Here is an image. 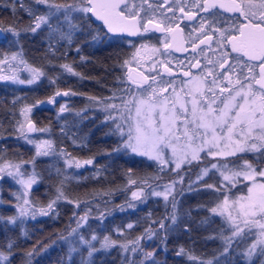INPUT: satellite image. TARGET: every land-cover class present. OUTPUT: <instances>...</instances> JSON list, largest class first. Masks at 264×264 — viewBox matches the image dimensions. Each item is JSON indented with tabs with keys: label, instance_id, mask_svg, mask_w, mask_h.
<instances>
[{
	"label": "trees",
	"instance_id": "1",
	"mask_svg": "<svg viewBox=\"0 0 264 264\" xmlns=\"http://www.w3.org/2000/svg\"><path fill=\"white\" fill-rule=\"evenodd\" d=\"M50 4L69 5V0H49V4L0 0V26L5 32L0 38V58L16 53L20 61L17 73L22 67L23 76L25 67L42 73L26 85L9 79L0 81V162H9L10 168L36 178L27 194L12 174L0 179V217L4 218L0 219V251L10 253L9 259L0 264H24L26 250L44 245L47 249L34 256L32 264H264L259 246L251 258L247 256L252 233L232 236L225 217L210 211L225 194L214 169L197 178L200 165L211 158L203 154L202 159L174 171L171 164L161 165L124 147L104 110L105 103H121L119 99L104 98L113 97L114 92L124 96L117 90L129 88L121 67L125 55L114 40L91 39L88 53L82 50L85 40L72 37L69 43L61 39V33L68 34L63 9L49 18V24L59 31L48 24H41L34 33L23 31L32 23L25 9L38 16L47 15ZM12 5L16 6L15 12ZM10 26L20 30V35L7 31ZM73 47L75 52L70 53ZM65 64L71 71L62 67ZM64 92L69 95L64 96ZM51 97L55 102H49ZM62 106L66 109L63 112ZM26 107H30L29 118L35 125L33 133L20 124ZM111 114L119 118L118 113ZM34 133L44 134L49 143L45 151H36L27 141V135ZM89 159L91 164L84 163ZM69 160L73 161L71 166ZM240 160L236 156L229 163L237 168ZM77 161L80 167H76ZM173 181L174 190L167 200L151 195ZM58 188L62 196L56 200ZM134 189L141 190L140 198L132 196ZM235 191L237 185L228 190ZM24 197L28 203L22 205ZM173 197L177 202L175 223L171 220ZM52 200H56L53 209L48 215H40L39 210ZM21 207L27 214L15 224L10 223L7 218L18 216ZM33 211L38 213L35 219ZM161 221L164 229L159 227ZM72 229L76 232L69 235ZM149 229L154 233L151 239L146 231ZM104 237L116 243L101 248ZM225 237H231L227 253ZM85 241L99 250L89 256L91 248ZM9 242H14L12 249L7 248ZM181 249L184 253L178 255ZM149 252L154 255L145 258Z\"/></svg>",
	"mask_w": 264,
	"mask_h": 264
},
{
	"label": "snow or ice",
	"instance_id": "2",
	"mask_svg": "<svg viewBox=\"0 0 264 264\" xmlns=\"http://www.w3.org/2000/svg\"><path fill=\"white\" fill-rule=\"evenodd\" d=\"M83 2L87 4L86 7L50 4L48 14L39 16L35 15L31 9H25L32 16V23L27 28H24L23 31L34 33L40 28L41 24H48L53 31H59V29L53 28L49 24V18L63 9L66 13L65 18H67V13L72 11L93 13L107 25L108 31L112 33L127 32L129 35L134 36L141 32L142 26L139 13L137 12L130 16H125L124 14L129 10L127 0H83ZM35 3L49 4V0H35ZM121 5H124L123 9H121ZM159 6H163V2ZM20 7L24 8V5L21 4ZM149 7H152V5L150 4ZM197 7L203 12H208L210 8H222L228 12H238L243 16L246 23H239L236 26L235 31L238 34L229 32L226 37L224 31L215 28L214 24L210 23L206 26L204 23H200V32L203 33V38L199 39L198 44L195 42L192 44V49L195 51L199 44L212 40L210 32L220 31L221 37H225L224 42L231 45L232 52L242 53L249 61L259 62L258 64L250 65L242 61L239 56L235 58L239 63L244 64V68L247 69V74L243 76V79L240 78L239 73H237L235 80L232 79L234 68L232 65L225 67L228 56V53L225 52L221 53L224 58L219 62L221 72H214V69L207 68L201 69V74L196 76H193L190 71L183 73L185 77H190L189 80L182 82L188 87V91H185L183 86L177 91L176 87H174V81H165L163 82L164 86L154 87L153 85L157 83L155 76L149 77L140 74L139 77H134L126 74L127 81H130L135 88L118 89L117 91H122L125 95L117 96L114 92L113 97L104 98L106 100L115 98L121 102L120 106L115 103H105L104 110L109 113L106 120L114 122L115 131L121 135L124 147L130 148L132 152L141 156L156 160L161 165L171 164L174 171L180 169L185 163L191 164L192 161L200 159L199 154L204 152L206 147L208 151L205 152V156L223 155L224 152L221 149L222 141L225 148H229L233 144L236 145L234 150L227 153L228 155H235L236 151H250L259 152L260 157L258 159L264 158V0H259L258 4L255 3V0H240V2L229 0V3H217V0H202V3L198 4ZM12 8L15 12L16 6L12 5ZM257 8L259 9L258 12L253 10ZM168 11H173V9L168 8ZM180 11L184 12V9L181 8ZM184 15L188 19H193L195 14L184 12ZM212 15L215 16L217 13ZM149 24H153V21L146 19L142 28L144 32L149 30L147 27ZM72 27L77 28L78 25H72ZM206 27L208 31H206ZM155 28L158 31L171 33L173 42L183 32L179 24L164 27L161 23H156ZM7 31L12 32L15 36L20 35V30L11 26ZM60 38L67 39L69 43L72 41L70 33H61ZM93 39L95 40L97 37L94 36ZM171 47V43L164 45L165 49H170ZM154 50L159 51V49ZM176 51H187V49L183 48L182 41L176 47ZM16 55V53H13L12 58L15 59ZM209 63L211 64L212 61H209ZM125 64H127V61H125ZM62 67L71 71L67 64L62 65ZM162 67L169 75L175 74L173 69L168 67L167 64H162ZM193 67H199V62L197 61L193 64ZM256 68L259 69L258 72H255ZM33 71L36 76L42 74L37 70ZM209 77H211V80L208 79ZM245 81L247 82L245 83ZM28 82L31 83L32 81L29 80ZM222 84L223 86H221ZM169 88H171V93L165 95V93L169 92ZM225 93L227 95H224ZM56 95H61V93L57 92ZM63 95L67 96L69 93L64 92ZM185 97H189V99H185ZM90 99L97 100L98 98L91 97ZM49 102H55V98H49ZM65 110L63 106L60 108L61 112ZM25 111L28 110L26 109ZM112 112L118 113L119 118L117 119L116 116H113ZM35 130L34 126L29 123L28 131ZM45 130L40 129V131ZM32 142L29 141V143ZM119 150V148L116 149V151ZM44 155H47V153H44ZM67 163L71 166L73 161L69 160ZM84 163L91 164L92 160L89 159ZM245 164H247L248 171L234 173V175H243L245 179L252 180L253 183L248 187L247 195L236 202V216H233L232 211L227 210V199L223 201V205H217L210 211L216 213L219 210V214L222 216L226 212V218L233 227L232 236H239L245 232V229L253 235H258L259 238L252 243L247 251V256L251 258L258 246L260 254L264 255V183L255 181L257 175L264 177V167L257 171L251 163L245 161ZM80 166L77 161L76 167ZM212 167L215 168L216 165L213 164ZM206 173L207 169L204 170V174ZM230 178L227 175L224 176L225 180ZM19 182L30 188L36 180L33 176ZM132 183H135V181H132ZM175 183L173 181V184ZM207 187H212V185H207ZM57 191L60 193L59 188ZM170 192L171 188L166 186L164 192L153 191L151 195L163 196L167 200ZM61 196L62 193L56 197V200H59ZM132 196L140 198V193L133 192ZM56 200L50 201L46 208H41L39 214L48 215L49 210L53 209ZM24 203L27 204L28 201H24ZM176 204V199L173 197L172 208L174 211L171 216L173 223L176 222ZM17 207L20 206L18 205ZM26 214L25 209L21 207L18 216H11L7 219L10 223L15 224L21 216ZM37 214V212L33 211L31 214L32 218L35 219ZM0 219L4 218L0 217ZM80 219L84 218L81 217ZM238 220L239 222H237ZM77 224L79 226V221H77ZM128 227L131 228L132 225L129 224ZM159 227L161 229L165 228L163 221L160 222ZM253 229H258V233L253 232ZM146 231L148 232V238L151 239L154 233L151 229ZM75 232L76 229H72L69 235ZM24 235L27 236V233L25 232ZM141 238L138 237L137 240ZM61 239H67V237H61ZM92 239L95 240L96 236H93ZM224 239L226 244L224 253H227L231 237H225ZM81 240H83V237H81ZM85 243H89L91 248L89 256L99 250L92 247L90 242L85 241ZM115 243L109 237H104L101 248H108ZM13 246L14 242L7 244L8 249H12ZM47 247L48 245H44L37 249L34 246L32 249L26 250L24 253V264H32L34 256L45 251ZM124 247L126 249V246ZM75 250V248L71 249V251ZM131 251L135 252L136 248H132ZM182 253H184V249H181L177 254L180 255ZM9 255L0 251V261L8 260ZM153 255L154 253L152 252L145 253V258ZM208 264H211V261Z\"/></svg>",
	"mask_w": 264,
	"mask_h": 264
},
{
	"label": "flooded vegetation",
	"instance_id": "3",
	"mask_svg": "<svg viewBox=\"0 0 264 264\" xmlns=\"http://www.w3.org/2000/svg\"><path fill=\"white\" fill-rule=\"evenodd\" d=\"M162 2L163 6H159ZM221 2L229 3V0H217V3ZM237 2H240V0H237ZM200 3H202V0H127L129 10L124 13L125 16H130L138 12L142 28L146 19L153 21V24L147 25L149 29L147 32H144L141 28V32L134 36L129 35L127 32H109L107 25L93 13H84L81 11L67 13L66 28L68 34L70 33L73 38L85 40V45L82 47L84 52L89 53L91 51V39L94 36L100 42L106 39L114 40L125 55L122 64L126 77L125 81L133 89L135 86L131 85L130 81H127L126 74L133 76L136 73V77H139L140 74L149 77L155 76L157 83L153 85L154 87L164 86L163 82L165 81H174V87H176L177 91L182 86L185 87V91H188V87L182 82L189 80L190 77H185L183 73L190 71L193 76H196L201 74V69L207 68L214 69V72H221L219 62L224 58L221 53L225 52L228 53L225 67L232 65L234 68L232 79H236L237 73L243 79V76L247 74V69L244 68V64L239 63L235 58L239 56L242 61L250 65L258 64L259 62L249 61L242 53L232 52L231 45L226 44L224 40L229 32L238 34L235 31L236 26L239 23H246V21H244L240 13L228 12L222 8H210L208 12H203L197 7ZM255 3L258 4L259 0H255ZM150 4L152 7H149ZM69 5L76 7L87 6L83 0H69ZM123 7L124 5H121V9ZM168 8H172L173 11H168ZM181 8L184 9V12L195 14L194 18L188 19L184 15V12L180 11ZM253 10L259 11L258 8ZM213 13H217V15L213 16ZM156 23H161L164 27L179 24L183 32L173 42L171 40V33L156 30ZM200 23H204L206 26L210 23L214 24L215 28L224 31L225 37H221L220 31H212L210 32L212 40L206 41L204 44H199V47L193 51V42L198 44L199 39L203 38V33L200 32ZM72 25H78V27L73 28ZM206 31H208L207 27ZM181 41L183 42V48L187 49V51H176V47L180 45ZM166 43H171L172 47L165 49L164 45ZM154 49H159V51H155ZM74 52L75 48L73 47L70 53ZM125 61H127V64H125ZM197 61L199 62V67H193V64ZM209 61H212V63L210 64ZM162 64H167L168 67L173 69L175 74L169 75L166 73ZM258 71L259 69L256 68L255 72ZM70 79H74V77L71 76ZM208 79L211 80V77ZM149 82L151 83V81ZM170 92L171 88H169V92L165 93V95H168ZM224 95H227V93ZM248 155L259 157L260 153L249 152ZM249 159L248 157L247 160L250 161ZM257 161L264 163V158L258 159Z\"/></svg>",
	"mask_w": 264,
	"mask_h": 264
},
{
	"label": "rangeland",
	"instance_id": "4",
	"mask_svg": "<svg viewBox=\"0 0 264 264\" xmlns=\"http://www.w3.org/2000/svg\"><path fill=\"white\" fill-rule=\"evenodd\" d=\"M12 56H13V54H7V55H5V56L0 58V81H5L6 79H9L11 82H14L16 84H23V85L30 84L28 82L29 80H31L33 82L38 77V76H36L34 74L33 70H35V69L32 68V67L31 68L25 67V69H26L25 70V75L23 76L24 72H22V69H23V67H22L20 73H17V64L20 61L18 60L17 57L15 59H13ZM22 65L24 66V64H22ZM21 81H23V83H21ZM185 99H189V97H185ZM26 109L28 111H25ZM25 110H24V112L22 113V116H21L22 117L21 120L23 118L24 119L22 121L20 120L21 121V123H20L21 127L24 130L26 129L27 123L30 121V118H29L30 107H26ZM24 137H26V136H24ZM27 137H28V138H26L27 141H33L32 144L36 147V151H38V152L45 151V148L49 146V143L45 139V136H44L43 133H37L35 135H32L31 137L29 135H27ZM197 143H199V141H197ZM235 148H236V145H234V144L231 145L229 148H225L224 147V142L222 141L221 142V149L223 150L224 154L223 155H218V156H205L206 158H211V159L208 160V162L206 164L200 165L199 170H198L199 172H198V175H197V178H200V177L206 175L212 169H214L219 174L220 183H221V186H222L221 189L224 190L223 192L225 194L223 195L221 200H219L215 204L214 208L217 207V205H223V201L225 199H227V201H228L227 210L232 211L233 216H236V211H235V208L237 206L236 202H238L241 197H244V196L247 195V189L253 183L252 180L245 179L243 175L236 176V175H234V173H238V172L243 173V172L248 171L247 164H245V161L251 163L253 165V167L257 169V171H259V169L261 167H264V163L256 161L255 159H253L251 156L248 155V153L250 151H244V152L236 151L235 155H228L227 154L228 152L234 150ZM207 151H208V149L206 147L204 152H201L199 154L200 155V159H202L203 154H205V152H207ZM135 154H137V153H135ZM137 155H139V154H137ZM236 156L237 157H241V160L238 162L239 164L237 163L238 164L237 168H232V166L229 163V161H231V159L233 157H236ZM144 157L150 159L147 156H144ZM248 157L250 158L249 160L251 162L247 160ZM153 161H156V160H153ZM156 162H158V161H156ZM192 162H194V161H192ZM185 164H188V163H185ZM185 164H183L182 166H184ZM213 164L216 165L215 168L212 167ZM165 166H168V165H165ZM10 167H11V163H9V162H0V169H2V171H0V177H3L4 175L11 173L13 176L16 177L17 183H20L19 181H21V180H27L29 177H33V174L22 175V173L17 168H10ZM205 169H207V173L206 174H204V170ZM225 175H227V176H229L231 178L229 180H225L224 179ZM35 180H36V178H35ZM255 181L258 182V183H264V177H261V176L257 175L255 177ZM243 182H246L245 185L241 184ZM35 183H33L31 185V187H33ZM20 185H21L22 192L24 191V194H27V191L31 187L30 188L26 187L23 183H20ZM235 185H237L238 191H235L233 193H229L228 190L230 188L234 187ZM166 186H169L171 188V192L170 193H172L173 190H174L173 183H168L161 190H154V191L155 192H164L166 190ZM243 186H244V188H243ZM140 191H141L140 189H134L133 190V192H137V193H140ZM226 192H228V193H226ZM25 200H26L25 197L23 198V200H21V204L22 205L25 204L24 203ZM216 213L218 215H220L219 214V210ZM223 217H225L227 226L231 230V233H232L233 232V227L231 225V222L226 218V212H225V215H223ZM237 222H239V220ZM245 231L246 232L241 233L239 236H243L245 233L247 235L249 233V231L247 229H245ZM258 231H259L258 229H253V232L258 233ZM253 236L251 237V240H252L251 241V245H252V243L255 240H257L259 238L258 235H253ZM234 237H237V236H234Z\"/></svg>",
	"mask_w": 264,
	"mask_h": 264
},
{
	"label": "water",
	"instance_id": "5",
	"mask_svg": "<svg viewBox=\"0 0 264 264\" xmlns=\"http://www.w3.org/2000/svg\"><path fill=\"white\" fill-rule=\"evenodd\" d=\"M4 36H5V32L3 31L2 27L0 26V38H3ZM135 75H136V73L133 76H135ZM29 123H31L34 126V128H35L34 122L31 120V121H29L27 123V126H26L27 131H28V125H29ZM28 132H33V131H28Z\"/></svg>",
	"mask_w": 264,
	"mask_h": 264
}]
</instances>
